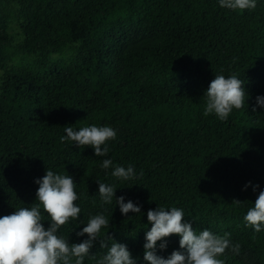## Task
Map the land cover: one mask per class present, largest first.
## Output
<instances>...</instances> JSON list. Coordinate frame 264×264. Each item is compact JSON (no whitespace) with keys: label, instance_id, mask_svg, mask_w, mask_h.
Instances as JSON below:
<instances>
[{"label":"trees","instance_id":"16d2710c","mask_svg":"<svg viewBox=\"0 0 264 264\" xmlns=\"http://www.w3.org/2000/svg\"><path fill=\"white\" fill-rule=\"evenodd\" d=\"M0 71V217L38 203L34 181L51 170L77 184L79 219L57 232L69 243L87 239L76 233L102 214L110 226L98 240L110 246L108 232L145 264L147 212L176 207L197 232L230 233L240 250L218 257L225 264H264V230L244 221L264 190V109L252 111L264 97V0L243 11L219 0H0ZM216 75H236L248 97L226 121L204 115ZM92 125L117 133L106 156L61 141L65 126ZM115 166H132L138 178L113 177ZM97 182L116 190L111 204ZM120 196L140 213L122 215ZM165 240L157 255L167 258L179 237ZM106 252L94 242L83 264Z\"/></svg>","mask_w":264,"mask_h":264},{"label":"clouds","instance_id":"9594fccd","mask_svg":"<svg viewBox=\"0 0 264 264\" xmlns=\"http://www.w3.org/2000/svg\"><path fill=\"white\" fill-rule=\"evenodd\" d=\"M219 6L232 11L255 9L256 0H219ZM244 81L236 75L225 77L216 75L203 93L205 100L204 115L214 114L219 120L226 121L233 111L245 105L248 98L243 87ZM264 109V97L257 96L256 108ZM65 140L75 142L77 147H91L96 157H104L109 152L106 142L116 139V131L109 126L97 127L95 125L80 128L74 131L72 126H65ZM111 159H104L101 167L108 169L112 166ZM111 175L120 180H132L137 174L132 166L127 168L115 166ZM143 173H140L142 176ZM38 185L35 201L31 207H21L10 215L0 217V264H83L86 256L90 255L94 242H100V248L107 249L106 254L97 260V264H137L131 257L127 246L115 242L108 232L106 239L111 240L109 246L104 240H98L102 228H109L110 220L102 214L92 216L85 227L77 232V237L87 236L80 243H69L57 235L58 229L69 222L70 219H79L80 207L76 205L79 199L75 188L76 183L67 174H56L51 170L45 171L41 179L34 181ZM98 194L103 204H111L115 194L113 186L97 182ZM248 185H245L247 188ZM259 187H253V191ZM241 204L239 201H233ZM122 215L129 212L140 213V207L132 201L125 202L120 196L115 199ZM244 216L246 226L254 232L264 230V190L259 192L254 204ZM43 213L47 214L49 226L44 227ZM182 209L172 207L165 210L157 207L147 212V221L151 225L145 233L143 245V260L145 264H225L219 259L225 251L231 248L235 254L239 253L240 245H232L230 233L223 236L213 234L208 229L195 231L192 224L185 222ZM179 237V249L164 258L157 255V242L159 250L166 249L165 238Z\"/></svg>","mask_w":264,"mask_h":264},{"label":"rangeland","instance_id":"374dc122","mask_svg":"<svg viewBox=\"0 0 264 264\" xmlns=\"http://www.w3.org/2000/svg\"><path fill=\"white\" fill-rule=\"evenodd\" d=\"M7 32L11 35V37L13 38V43L14 44H18L21 40H22V37L20 35V30L18 28L17 25H11ZM20 59H23L21 62L24 63L26 60L29 59V57H19ZM19 61V60H18ZM20 62V61H19ZM15 63H17V60L15 61ZM2 75V72L0 71V76ZM104 126H107V125H104Z\"/></svg>","mask_w":264,"mask_h":264}]
</instances>
